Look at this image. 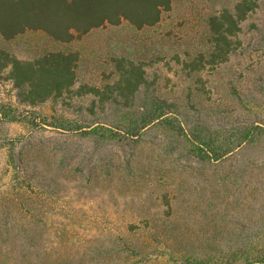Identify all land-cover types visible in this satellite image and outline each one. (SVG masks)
Instances as JSON below:
<instances>
[{"label": "rangeland", "instance_id": "obj_1", "mask_svg": "<svg viewBox=\"0 0 264 264\" xmlns=\"http://www.w3.org/2000/svg\"><path fill=\"white\" fill-rule=\"evenodd\" d=\"M235 1L171 0L153 26L105 25L66 43L41 31L0 37L18 58L79 54L71 93L31 108L39 115L32 122L0 117V264H245L264 251V139L211 163L164 126L102 141L41 121L115 129L136 109L76 90L113 83L114 59L124 57L145 62L138 104L157 97L174 105L185 131L264 126V0L242 22L241 46L225 62L184 66L208 57L207 18ZM0 103L31 110L4 78Z\"/></svg>", "mask_w": 264, "mask_h": 264}, {"label": "trees", "instance_id": "obj_2", "mask_svg": "<svg viewBox=\"0 0 264 264\" xmlns=\"http://www.w3.org/2000/svg\"><path fill=\"white\" fill-rule=\"evenodd\" d=\"M258 5V0H236L232 7H223L209 15L208 57L197 54L184 62V66L197 70L205 64L214 68L225 62L241 46V24ZM170 8L171 0H0V37L12 40L28 31H41L55 41L66 43L105 25L126 22L136 29L153 26ZM78 59L77 51L60 50L23 59L0 47V78L10 81L19 103L31 109L73 91ZM114 65L117 78L113 83L103 89L81 85L76 91L96 96L101 102L112 100L122 108L136 109L116 124L115 129L94 123L84 125L66 117H53L48 122L43 117L42 123L102 141L132 139L147 127L164 126L188 141L198 160L211 163L224 159L242 145L264 139V126L255 122L241 123L227 134L185 131L174 116V105L157 97L138 104L136 96L145 83V62L117 57ZM28 112L34 116L28 119L31 116ZM35 116L39 117L32 109L21 111L9 103H0V117L7 121L32 122ZM245 264H264V251L246 258Z\"/></svg>", "mask_w": 264, "mask_h": 264}]
</instances>
